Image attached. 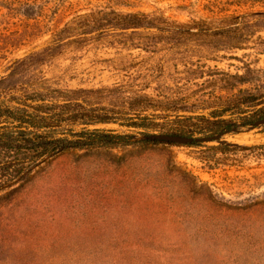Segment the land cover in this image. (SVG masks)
<instances>
[{
  "label": "rangeland",
  "instance_id": "374dc122",
  "mask_svg": "<svg viewBox=\"0 0 264 264\" xmlns=\"http://www.w3.org/2000/svg\"><path fill=\"white\" fill-rule=\"evenodd\" d=\"M128 14L161 26H100ZM4 77L83 90L108 111L174 102L144 112L167 115L154 120L165 131L222 125L177 115L239 127L194 144L58 152L0 192V264H264V122L244 125L264 113V0H0ZM120 123L98 127L160 137Z\"/></svg>",
  "mask_w": 264,
  "mask_h": 264
},
{
  "label": "trees",
  "instance_id": "16d2710c",
  "mask_svg": "<svg viewBox=\"0 0 264 264\" xmlns=\"http://www.w3.org/2000/svg\"><path fill=\"white\" fill-rule=\"evenodd\" d=\"M99 22L100 26H122L123 29H159L161 26L144 14H128L115 21L103 19ZM53 48L48 47L43 53ZM21 80L10 81L6 77L0 79V192L7 195L16 193L30 181L33 173L40 166L64 150L84 146H126L135 143L177 145V143L162 138L134 140L132 135H118L101 129L98 127L101 124L123 122L120 124L142 129L140 134L148 137L152 134L171 135L174 133L186 134L184 136L188 137H197L196 134H202L200 129L191 128L181 131L173 129L175 132L165 131L161 129V123H156L154 120L168 117L167 115L144 114L149 106H159L165 111L171 108L179 110L180 108L171 101L154 103V100L148 97L132 101L123 99L122 106H116V109L108 111L102 108L87 107L86 98L79 97L80 92H84L83 90L62 91L49 85H43V83H39L36 87L34 84L30 85L31 83L25 82L24 79ZM101 92L104 94L103 91ZM247 101L252 103L255 99ZM160 104H163L162 107ZM253 105L258 106L261 103ZM221 117L220 114L212 119L198 115L176 116L178 119L222 124L217 132L208 135H218L239 127L236 123L225 124V120ZM257 122H264V113L244 125H254ZM74 124H81L84 127L78 133L68 130ZM90 126H94V129H88ZM68 134L77 139H70Z\"/></svg>",
  "mask_w": 264,
  "mask_h": 264
},
{
  "label": "water",
  "instance_id": "95a60500",
  "mask_svg": "<svg viewBox=\"0 0 264 264\" xmlns=\"http://www.w3.org/2000/svg\"><path fill=\"white\" fill-rule=\"evenodd\" d=\"M221 135H223V134L221 133L218 135L188 137V136L178 135V134H171V135L165 134V135H160V137H157V138H162L166 141L174 142L177 144H194V143H201V142L216 140Z\"/></svg>",
  "mask_w": 264,
  "mask_h": 264
}]
</instances>
